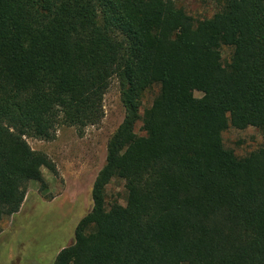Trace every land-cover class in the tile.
Returning a JSON list of instances; mask_svg holds the SVG:
<instances>
[{
  "label": "trees",
  "instance_id": "1",
  "mask_svg": "<svg viewBox=\"0 0 264 264\" xmlns=\"http://www.w3.org/2000/svg\"><path fill=\"white\" fill-rule=\"evenodd\" d=\"M212 1L195 22L172 0H0V224L57 174L26 139L98 126L116 80L124 119L53 264H264V144L240 158L222 142L264 141V0Z\"/></svg>",
  "mask_w": 264,
  "mask_h": 264
},
{
  "label": "rangeland",
  "instance_id": "2",
  "mask_svg": "<svg viewBox=\"0 0 264 264\" xmlns=\"http://www.w3.org/2000/svg\"><path fill=\"white\" fill-rule=\"evenodd\" d=\"M177 9L193 21L211 18L218 6L212 0H172ZM222 63H228L232 50H220ZM158 93L155 88L143 99V109L150 107ZM195 97L201 95L195 93ZM104 117L96 127L82 135L68 127L59 128L51 142L26 139L33 151L48 156L56 175L41 169L47 184L42 192L30 183L17 214L0 224V264H53L61 250L70 246L80 220L92 208V188L104 167L107 144L124 119L118 83L112 80L103 100ZM139 129V126L137 127ZM223 146L243 158L263 147L260 132L254 128L242 131L228 129L222 134ZM109 201L124 205L123 184L113 181L107 188Z\"/></svg>",
  "mask_w": 264,
  "mask_h": 264
}]
</instances>
